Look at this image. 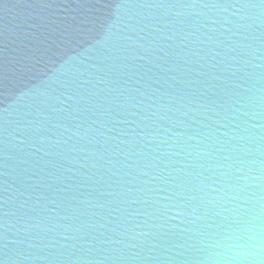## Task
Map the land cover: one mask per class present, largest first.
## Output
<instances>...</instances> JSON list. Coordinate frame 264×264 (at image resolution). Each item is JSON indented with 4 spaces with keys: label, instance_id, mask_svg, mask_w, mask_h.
<instances>
[{
    "label": "water",
    "instance_id": "1",
    "mask_svg": "<svg viewBox=\"0 0 264 264\" xmlns=\"http://www.w3.org/2000/svg\"><path fill=\"white\" fill-rule=\"evenodd\" d=\"M0 264H264V0H0Z\"/></svg>",
    "mask_w": 264,
    "mask_h": 264
}]
</instances>
